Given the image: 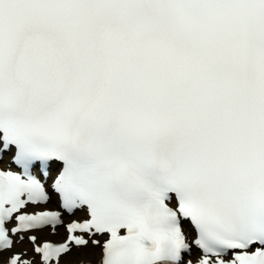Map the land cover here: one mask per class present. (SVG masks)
Listing matches in <instances>:
<instances>
[{
    "label": "snow or ice",
    "instance_id": "6c2138e0",
    "mask_svg": "<svg viewBox=\"0 0 264 264\" xmlns=\"http://www.w3.org/2000/svg\"><path fill=\"white\" fill-rule=\"evenodd\" d=\"M0 264H264V0H0Z\"/></svg>",
    "mask_w": 264,
    "mask_h": 264
},
{
    "label": "rangeland",
    "instance_id": "374dc122",
    "mask_svg": "<svg viewBox=\"0 0 264 264\" xmlns=\"http://www.w3.org/2000/svg\"><path fill=\"white\" fill-rule=\"evenodd\" d=\"M80 257V254L78 253V254H74V260H77L78 258Z\"/></svg>",
    "mask_w": 264,
    "mask_h": 264
},
{
    "label": "bare ground",
    "instance_id": "6f19581e",
    "mask_svg": "<svg viewBox=\"0 0 264 264\" xmlns=\"http://www.w3.org/2000/svg\"><path fill=\"white\" fill-rule=\"evenodd\" d=\"M88 259V256H85L83 258H81L80 260L86 261Z\"/></svg>",
    "mask_w": 264,
    "mask_h": 264
}]
</instances>
